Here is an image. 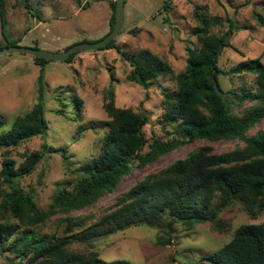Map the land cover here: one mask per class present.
I'll return each instance as SVG.
<instances>
[{
	"label": "trees",
	"instance_id": "obj_1",
	"mask_svg": "<svg viewBox=\"0 0 264 264\" xmlns=\"http://www.w3.org/2000/svg\"><path fill=\"white\" fill-rule=\"evenodd\" d=\"M24 2L28 12L34 10L31 15L39 17L28 0ZM89 3L85 0L83 7H88ZM111 6L108 32L114 23L115 2ZM163 8H169L168 2L163 3ZM194 15L197 25L191 32L197 36L199 44L186 47V65L173 77L174 90H161L165 105L162 119L171 127L170 137H154L149 141L143 130L148 114L115 105L116 78L110 70V83L104 89L103 103L108 119L101 121L107 132L99 153L72 169L73 164L64 147L44 146L50 152H61L65 165L76 174L74 179L62 183L47 209L38 207L33 194L16 182L33 172L43 153L34 150L25 154L19 164L10 157L11 149L43 135L48 129L42 77L37 79V102L23 115H17L7 130H3L5 120L0 115V212L5 218L0 222V254L7 255L9 264H132L125 259L106 261L97 250L72 251L68 246L74 240L89 242L142 224L159 226L164 222L167 235L174 232L176 222L186 228L211 222L221 230L217 220L219 213L237 200L253 219L263 211L264 131L250 136L246 134L264 117V64L254 58L240 61L228 70L220 68L218 57L222 47L229 45L224 43L226 34L212 33L210 27L221 24L222 19L207 14L204 7H195ZM4 18V0H0V19L4 21ZM255 19L264 27V15L255 14ZM228 21L231 31L234 25L230 19ZM108 48L115 49L131 67L127 80L143 88L153 84L159 76L173 74L167 61L147 49L129 53L117 44L115 38L99 49ZM75 55L71 54L65 61ZM32 58L37 63L49 61ZM241 73L254 74L255 91L246 87L225 92L220 87L219 75ZM226 93L238 105L245 100L253 104L237 114L231 109V100ZM74 109L76 118L80 119L82 100L77 96H74ZM89 127L94 126L90 124ZM77 132L81 133V129ZM236 138L242 139L244 145L220 153L203 145L189 151L184 158L148 173L118 195L113 208L95 222L85 225L82 217L66 215L60 222L64 225L63 235L36 230L53 215L82 209L105 193L112 192L133 164L144 167L186 141ZM203 258L213 264H264V224L240 225L227 243Z\"/></svg>",
	"mask_w": 264,
	"mask_h": 264
},
{
	"label": "rangeland",
	"instance_id": "obj_2",
	"mask_svg": "<svg viewBox=\"0 0 264 264\" xmlns=\"http://www.w3.org/2000/svg\"><path fill=\"white\" fill-rule=\"evenodd\" d=\"M89 1V6L84 8L85 0H28L39 14L36 17L31 15L34 10L28 12L25 8L24 0H4L5 18L4 21L0 19V48L14 42L18 46L61 52L71 44L97 41L109 30L113 11L111 3L116 0ZM164 2L169 4L167 10L163 8ZM195 7H204L207 14L222 19L221 24L210 27V32L218 35L231 32L226 43L229 46H223L218 57L220 68L228 70L240 61L254 58L264 64V27L255 19V14L264 15V0H125L123 27L115 37L117 44L129 53L147 49L167 61L173 70V74L159 76L147 88L127 80L131 67L113 48L82 50L68 62L37 63L32 56L17 52L0 55L3 130L10 127L17 115H23L37 102V79L42 77L44 116L48 129L43 135L30 138L10 151V157L16 164L34 150L43 153L33 172L16 180L24 190L33 194L38 207L47 209L62 183L76 177L72 169L99 153L102 138L107 132L101 121L108 119L103 103L111 71L116 78L115 105L148 114L143 130L149 141L154 137H170L171 127L162 119L165 105L161 90H174L173 77L186 65V47L199 44L197 36L191 32L197 25ZM228 19L234 25L231 31ZM218 82L225 92L246 87L256 90L252 73L219 75ZM74 96L82 100L80 119L75 116ZM226 96L231 100V109L237 114L253 104L245 100L238 105L230 94L226 93ZM90 124L94 127L90 128ZM78 129L81 133L77 132ZM258 131H264V117L246 135ZM46 145L64 147L73 164L72 169L65 165L61 152H50L44 147ZM203 145L220 153L241 147L244 141L239 138L186 141L144 167L133 164L112 192L105 193L82 209L55 214L36 230L63 235L64 225L60 222L66 215L82 217L85 225L95 222L113 208L118 195L145 175L184 158L189 151ZM217 220L221 230L211 222L196 223L191 228L176 222L174 232L167 235L164 222L159 226L142 224L89 242L74 240L68 249L81 252L97 250L106 261L125 259L132 264H213L203 255L227 243L240 225L264 224V209L253 219L237 200L222 210ZM4 221L0 212V222ZM9 263L7 255L0 254V264Z\"/></svg>",
	"mask_w": 264,
	"mask_h": 264
},
{
	"label": "water",
	"instance_id": "obj_3",
	"mask_svg": "<svg viewBox=\"0 0 264 264\" xmlns=\"http://www.w3.org/2000/svg\"><path fill=\"white\" fill-rule=\"evenodd\" d=\"M124 3L125 0H116L115 9H114V23L110 32H108L101 39L94 42H79L69 46L67 49L61 52H51L48 50H43L34 47L18 46V45H9L7 47L0 48V55L17 52L23 53L30 56H35L39 58H44L49 61H65L68 57L73 54L80 52L86 49H94L105 47L111 40H113L121 31L124 23ZM231 32H228L225 35L224 43H227L229 35Z\"/></svg>",
	"mask_w": 264,
	"mask_h": 264
}]
</instances>
